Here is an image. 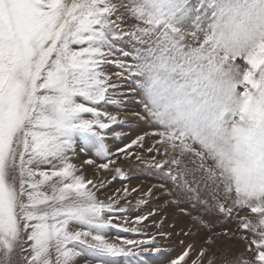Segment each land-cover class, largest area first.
<instances>
[{
	"label": "snow or ice",
	"instance_id": "snow-or-ice-1",
	"mask_svg": "<svg viewBox=\"0 0 264 264\" xmlns=\"http://www.w3.org/2000/svg\"><path fill=\"white\" fill-rule=\"evenodd\" d=\"M33 8L38 30L0 22V242H18L23 222L26 264H52L45 253L53 247L55 264L82 256L145 264V253L159 251L156 236L125 221L168 188L164 208L130 222L146 224L186 197L181 214L208 232L201 259L217 240L235 238L247 253L237 264H264V139L253 146L249 135L264 125V0H37ZM125 86L139 96L142 110L133 115L152 130L112 149L108 141L126 121L107 106H119ZM77 148L103 160L85 163L113 171L124 187L101 200L107 181L77 174ZM190 152L216 161L230 180L202 197L178 158ZM244 156L250 162H238ZM121 157H134L133 168L156 183L129 187L128 172L110 169ZM166 220L156 222L158 234L170 239ZM112 228L146 239L112 242ZM192 248L168 264H189Z\"/></svg>",
	"mask_w": 264,
	"mask_h": 264
},
{
	"label": "rangeland",
	"instance_id": "rangeland-1",
	"mask_svg": "<svg viewBox=\"0 0 264 264\" xmlns=\"http://www.w3.org/2000/svg\"><path fill=\"white\" fill-rule=\"evenodd\" d=\"M36 2L37 0H0V22L7 24L10 28H14L17 31L38 30V20L35 17L33 8ZM129 23L131 22L129 21ZM238 62L242 65L244 63L243 61ZM110 71L114 73L116 69L112 68ZM242 90L241 88V91ZM121 91L126 94L118 97L120 100L119 106H107V111L118 115V119L126 121L123 131L115 139H109L108 143L112 149H115L117 146L123 147L125 143L135 138V136L142 132H150L152 130L147 124L137 120L133 115V113L142 110L141 105L138 103L139 96L128 93L127 86ZM249 135L252 138L253 146L258 145L261 139H264V125L257 123L256 125L250 126ZM151 144L152 140L146 138L145 147ZM193 148L198 149L199 145L194 144ZM131 151L135 152L136 149L133 148ZM77 153L78 155L71 159V162L79 169L77 174L85 175L86 178L92 179L96 184H99L101 181H107L104 189L97 191V195L101 200H107L116 189L124 187V184L119 180L112 179L114 176L113 171L100 170L97 172L94 165L85 163V160L90 157L96 160V164L104 162L103 160L94 157L90 152H80L79 148H77ZM144 155L145 158H147L148 153L145 152ZM173 155L176 154L173 153ZM178 158L180 159L181 168L184 170L190 186L196 187L202 197L208 196L222 179L225 182L230 180L227 173L222 175L221 169L217 167L216 161L207 156L201 157L200 155L190 152ZM157 159H162V157L157 156ZM238 162L247 163L250 161L247 156H244ZM135 163L137 162L134 157L126 161L121 157V159L117 160L115 165H110V169L120 167L125 170L130 176V179L126 182L128 186H139L141 187V191H146L148 187L156 183V180L149 177L146 173L136 171L133 168ZM168 192V188L155 190V195L159 197V199H154L147 208L142 209V212H133L129 216L128 221H125L129 227H137L142 232L156 236V245L159 251L150 250L148 253H145V264H168V260L178 255L187 245H193V248L190 250L191 259L189 260V264H237V257H240L241 254L247 255L244 244L240 240L235 238L232 240L221 238L212 246V250L207 251L201 259L198 253L208 247L203 240V238L208 235V232L193 221L190 215L181 214L180 208L188 207L190 203L186 197L182 198L179 204L173 205L169 203V207L166 208L160 216L152 217L146 224L135 225L130 222L133 216L146 213L149 209L157 207L164 208L166 202H170L173 198ZM172 192L177 198H181L182 194L178 189L173 188ZM138 195L139 193L133 194L130 199L135 200ZM240 214L249 215L250 213L241 212ZM20 215H22V212L18 210L17 217L19 218ZM164 216L167 217V220L163 224V232L170 234V239L161 238V235L158 234L156 222L161 220ZM121 222L120 220L114 221V223ZM172 225H175V227L173 228ZM223 227H230V225L217 224L216 230L219 231ZM76 230V228L72 229V231ZM186 232L189 234L185 235ZM26 235L27 234L23 232V222H21L18 242L11 246L7 242H0V264H26L25 257L31 256L32 254L30 249L25 251V249H28V243L25 242ZM105 236L110 241L116 243H120L121 238L136 240L146 239L145 236L135 235L131 232L125 233L118 228L107 230ZM181 241H183V245L180 243ZM57 254L56 249L53 247L52 251L45 253V256L52 260V264H55V257ZM86 261H89V264H97L94 259L88 256L80 257L76 264H86Z\"/></svg>",
	"mask_w": 264,
	"mask_h": 264
}]
</instances>
